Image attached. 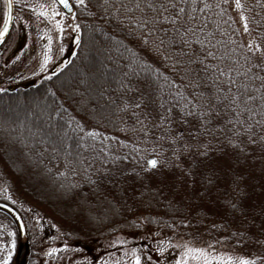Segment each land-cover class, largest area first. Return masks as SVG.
<instances>
[{
	"label": "trees",
	"instance_id": "16d2710c",
	"mask_svg": "<svg viewBox=\"0 0 264 264\" xmlns=\"http://www.w3.org/2000/svg\"><path fill=\"white\" fill-rule=\"evenodd\" d=\"M70 1L74 11L69 16L78 22L79 35L74 52L66 57L63 67L39 82L31 80L15 90L11 87L0 90V103L14 105L34 97L46 104L34 113L39 119L37 122L24 120L22 124L2 115L0 104V201L18 211L20 203L41 204L56 215L51 217L41 209L45 220H51L60 237L74 245L103 238L105 233L113 235L116 231L130 230V224L137 227L149 221L148 225L163 229L170 238L182 237L206 245L230 247L255 264H264V141L245 147V153L240 155L230 149L213 153L214 163L225 175L219 186L220 192L213 189L210 198L205 197L203 201L194 194L185 195L183 190L175 191L179 183L167 174L162 178L158 173L153 179V188L161 189V194L155 198L140 194L141 177L122 180L116 186L108 184L107 189L103 186L97 189L88 182L89 177L96 179L93 171L102 164L118 172L134 170L138 156L134 149L140 150L139 155L144 156L146 164L151 157L144 149L151 152L153 145L143 143L139 133L124 131L126 125L115 116L116 104L105 98L111 97L120 103L115 91L119 87L115 82L118 72L111 70L114 65L107 58L109 42L102 34V30H108V25L102 18L98 0H84L83 5ZM242 4L244 7L238 10V16L242 12L249 17V34L253 42L264 41V0H242ZM232 9L234 7H229L222 17L215 15L219 8L208 15L220 22L222 30L231 33L235 29L232 39L246 45ZM28 18L33 20L30 13ZM93 46L97 48L96 52L90 50ZM101 64L104 66L102 77L97 74ZM83 68L91 75L81 76ZM36 89H40V93L31 96ZM105 89V97H101L100 93ZM89 98L96 109L95 114L80 104L81 100ZM105 116L108 118H101ZM66 122H71L72 127L69 128ZM77 124L100 135L95 140L90 139L76 127ZM58 131L67 135H56ZM84 161H91L93 165L87 172ZM228 169H232L231 174ZM239 176L243 177L244 193L240 198L231 195L238 205L237 209H232L225 206L231 193L228 183ZM190 208L195 210L190 211ZM0 213L5 212L0 210ZM74 233L81 238L75 237ZM32 260L28 257L27 264H32Z\"/></svg>",
	"mask_w": 264,
	"mask_h": 264
},
{
	"label": "snow or ice",
	"instance_id": "6c2138e0",
	"mask_svg": "<svg viewBox=\"0 0 264 264\" xmlns=\"http://www.w3.org/2000/svg\"><path fill=\"white\" fill-rule=\"evenodd\" d=\"M53 2L71 11L69 0ZM77 2L84 4V0ZM8 6L11 8L10 3ZM98 7L108 25L102 34L109 42L107 58L114 65L111 70L118 72L115 82L119 87L115 91L120 103L105 97L107 89L100 96L116 104L115 116L126 125L124 131L141 134L143 143L153 147L151 152L144 149L151 157L146 164L140 150L134 149L138 153L134 170L118 172L102 164L93 171L96 179L89 177L88 182L97 189H107L108 184L116 186L122 180L141 177L140 194L155 198L161 194L159 187L153 188V179L159 173L162 178L167 174L178 181L175 191L194 194L202 201L210 198L213 189L219 193L225 172L214 163L213 153L230 149L240 155L245 147L264 141V41L249 39L242 45L232 39L235 29L231 33L222 30L220 22L208 15L216 8L220 11L215 15L221 17L229 7L242 10V0H98ZM37 15L48 19L45 11ZM52 15L60 13L53 8ZM9 19L0 29V43L8 33ZM239 21L243 34H249V17L241 12ZM56 28L63 32L59 23ZM80 104L95 114L90 98ZM66 123L72 127L71 122ZM76 127L90 139L100 135L86 131L80 124ZM56 135L67 133L58 131ZM84 163L87 172L93 165L91 161ZM227 171L232 173V169ZM242 180L239 176L228 183L231 193L225 206L237 209L231 195L242 196ZM196 255L204 256L205 264H211L202 251ZM10 259L9 251L0 264H9ZM134 264H140L139 257ZM217 264L255 261L221 258Z\"/></svg>",
	"mask_w": 264,
	"mask_h": 264
},
{
	"label": "rangeland",
	"instance_id": "374dc122",
	"mask_svg": "<svg viewBox=\"0 0 264 264\" xmlns=\"http://www.w3.org/2000/svg\"><path fill=\"white\" fill-rule=\"evenodd\" d=\"M75 2L78 3L77 0ZM14 3L12 32L0 46V90L6 87L15 90L28 81L39 82L41 79L48 78L53 70L57 71L63 67L62 62L65 57L73 54L74 39L79 35L78 22L65 14L53 0H14ZM41 5L43 8L40 7ZM53 8L60 15L53 16ZM33 9L36 11L34 12ZM39 11L47 12L48 19L38 16ZM232 12L241 28L242 39L248 43L252 38L250 34H243L239 11L234 8ZM29 13L34 21L28 18ZM4 16L5 4L4 0H0V27ZM57 23L63 27V32L56 28ZM29 26L34 27L35 30L30 29ZM76 28L78 31L74 30ZM16 47V51L20 53L15 56L14 61H11ZM96 49L95 46L90 48L94 52ZM84 62L86 63L87 59ZM103 67L101 64V68L97 70V74L101 77L104 74ZM79 70L82 71V69ZM83 70L80 73L81 76L91 75V72L84 68ZM93 71L96 73V70ZM32 92L31 96H35L40 93V89ZM25 98L24 96V101ZM0 104L2 115L4 114L6 118H15L21 124L24 120L37 122L39 119L34 113L43 106L46 107L42 99L34 97H31L30 101L18 102L14 105L4 102ZM17 127L19 128L20 125ZM44 127H47L46 123ZM25 200L32 203L29 197H25ZM18 205L27 227V244H29L26 252L24 251L27 254L24 264H27L28 257L33 259L32 264H134L137 257L140 259V264H178V262L179 264H205V257L197 256V251L205 253L211 264H217L221 258H231L233 261L245 259L241 253L230 247L206 245L182 237L170 238L163 229H155L148 225L149 221L137 227L130 224V230L116 231L113 235L105 233L106 236L103 238L90 239L74 245L65 237L66 241L60 237L51 220H45L41 209H44L51 217L56 215L51 214L41 204L34 203L33 206L20 203ZM9 233L12 235L9 236ZM73 235L75 236L76 233ZM75 237L81 238L79 235ZM24 240V237H19L17 224L12 216L0 213V261L8 255L9 251L11 252L9 262L16 259L18 243ZM53 249L56 251L53 252ZM50 252L51 255H49ZM20 263L21 261L16 264Z\"/></svg>",
	"mask_w": 264,
	"mask_h": 264
},
{
	"label": "water",
	"instance_id": "95a60500",
	"mask_svg": "<svg viewBox=\"0 0 264 264\" xmlns=\"http://www.w3.org/2000/svg\"><path fill=\"white\" fill-rule=\"evenodd\" d=\"M8 3L11 4V8H9ZM8 3H6V0H5V4H6V14H7V16L5 17V19L8 18V17H10V19H9V22H8V25H7V27H8V33L5 35L4 39H5V38L7 37V35L9 34V31H10V29H11V25H12V20H13V0H8ZM56 4H57V5L62 9V11H63L65 14H67V15L72 14L73 11H74V7H73L72 3L70 2V0H69V8L71 9V11H69L68 9H64V8H63L60 4H58V3H56ZM3 27H4V24H3V26H2L1 29H3ZM77 40H78V38L75 37V39H74L75 43L77 42ZM0 209H2V210H4V211L8 212L10 215L13 216V218L15 219V221H16V223H17V227H18V229H19L20 234H21L22 236H24V235L26 234V225H25V223H24V221H23V219H22L20 213H19L14 207H12L11 205H9V204H7V203H4V202H2V201H0Z\"/></svg>",
	"mask_w": 264,
	"mask_h": 264
},
{
	"label": "flooded vegetation",
	"instance_id": "af4514ba",
	"mask_svg": "<svg viewBox=\"0 0 264 264\" xmlns=\"http://www.w3.org/2000/svg\"><path fill=\"white\" fill-rule=\"evenodd\" d=\"M4 21V20H3ZM0 29H1V27H0ZM9 36V35H8ZM6 39V38H5ZM5 39H4V41H5ZM3 41V42H4ZM2 42V43H3ZM2 43H0V46H1V44ZM16 49H17V47L15 48V50H14V52H13V60H11V61H14V58H15V56L16 55H18L19 53H20V51H16ZM19 237L20 238H23L22 236H20L19 235ZM24 238H25V240H24V242H19L18 243V255L16 256V259L14 258V260L13 261H11V262H9V264H12L13 262L16 264L17 262H20L21 261V263L20 264H24V262H26V256H27V254L25 253L26 252V249H27V247L29 246V244H27V240H28V237H27V235L26 236H24ZM20 240V239H19ZM25 251V252H24Z\"/></svg>",
	"mask_w": 264,
	"mask_h": 264
}]
</instances>
